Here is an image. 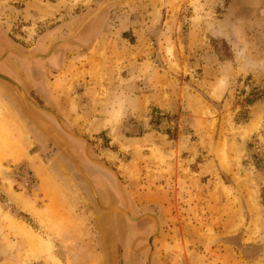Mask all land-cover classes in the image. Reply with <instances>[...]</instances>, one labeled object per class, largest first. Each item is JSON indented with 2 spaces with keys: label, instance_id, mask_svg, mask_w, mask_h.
<instances>
[{
  "label": "rangeland",
  "instance_id": "rangeland-1",
  "mask_svg": "<svg viewBox=\"0 0 264 264\" xmlns=\"http://www.w3.org/2000/svg\"><path fill=\"white\" fill-rule=\"evenodd\" d=\"M228 2L0 0V264H264V78L218 63L263 55L212 37Z\"/></svg>",
  "mask_w": 264,
  "mask_h": 264
},
{
  "label": "crops",
  "instance_id": "crops-1",
  "mask_svg": "<svg viewBox=\"0 0 264 264\" xmlns=\"http://www.w3.org/2000/svg\"><path fill=\"white\" fill-rule=\"evenodd\" d=\"M226 12L223 13L222 18H217L220 23L219 27L215 28L216 34H211L212 37H220L227 41L230 45L233 54L236 53L237 49H241L244 47L246 49H256L260 50L259 55H263V57H259L258 60L253 62V64L248 63L246 60L242 64L239 62L238 65L234 64L231 59L229 60H219L218 63L223 65H227L230 75L239 76L240 79L247 77V75H251L257 79L264 78V0H229L228 7L226 8ZM217 35V36H216ZM229 65V66H228ZM246 65V66H244ZM245 70H241L237 72L238 68ZM236 70V71H235ZM238 78V79H239ZM225 92L223 91V94ZM105 188H100L102 191ZM224 235V234H222ZM220 240H228V236H221ZM224 243H222V247L218 249L213 248L215 256H221L222 258H229L231 255L228 251L224 249ZM215 249V250H214ZM218 251V253H216ZM235 251V250H234ZM219 254V255H218ZM237 254V252H236ZM245 254V252H244ZM214 255L211 256V259L208 258L209 261H212ZM237 256V255H236ZM235 257V260L238 261L239 258ZM233 257V258H234ZM244 262L245 260L242 259ZM242 264V262L239 260ZM230 264L229 262H227ZM225 263V264H227ZM212 264V263H208ZM216 264H222L218 261ZM233 264V263H232Z\"/></svg>",
  "mask_w": 264,
  "mask_h": 264
},
{
  "label": "water",
  "instance_id": "water-1",
  "mask_svg": "<svg viewBox=\"0 0 264 264\" xmlns=\"http://www.w3.org/2000/svg\"><path fill=\"white\" fill-rule=\"evenodd\" d=\"M0 79H2L6 84H8L11 88H12V90H13V93H16V88L18 89V90H20L22 93H23V95H24V97H27L26 96V94L23 92V90H21V88L18 86V84L16 83V81L14 80V79H12V78H10V77H8L7 75H5L4 73H1L0 72ZM15 95H17V93L15 94ZM18 96V95H17ZM16 96V97H17ZM19 97V99H20V102L24 105V102H23V99H22V97H20V96H18ZM25 106V105H24ZM24 108V110H25V112H26V114L27 115H29V116H31V117H33V111L27 106V107H23ZM66 150H67V152L71 155V157L73 158V160L79 165V161L75 158V156L66 148ZM98 162L100 163V164H102L103 166H105L106 168H108L109 170H112L113 171V169L110 167V166H108L106 163H104L102 160H98ZM79 168H80V170H81V172L86 176V175H88L86 172H85V170L79 165ZM87 177V176H86ZM89 181V180H88ZM90 185H91V189L93 188V185L91 184V179H90ZM120 188V187H119ZM94 189V188H93ZM92 189V191L94 192V195H95V190H93ZM156 226L158 227V225L156 224ZM157 232L155 231L154 232V234H152V235H155ZM148 264H150L149 263V261H148Z\"/></svg>",
  "mask_w": 264,
  "mask_h": 264
},
{
  "label": "flooded vegetation",
  "instance_id": "flooded-vegetation-1",
  "mask_svg": "<svg viewBox=\"0 0 264 264\" xmlns=\"http://www.w3.org/2000/svg\"><path fill=\"white\" fill-rule=\"evenodd\" d=\"M102 194H107L106 196H108V199H111L112 201H117V197L115 195V192L113 191V189L111 188H105L103 189L102 191ZM111 237L108 236V239H110ZM112 239V238H111ZM110 264H113V255L111 256V259H110Z\"/></svg>",
  "mask_w": 264,
  "mask_h": 264
},
{
  "label": "bare ground",
  "instance_id": "bare-ground-1",
  "mask_svg": "<svg viewBox=\"0 0 264 264\" xmlns=\"http://www.w3.org/2000/svg\"><path fill=\"white\" fill-rule=\"evenodd\" d=\"M1 172L2 173H4V171H2V169H1ZM4 175H6V174H4ZM87 176V175H86ZM87 179L90 181V179H89V177L87 176ZM27 205V204H26ZM34 211H36V209L31 205V204H28ZM8 216H9V219H10V221H11V223L12 222H14V218L12 217V216H10L9 214H8ZM131 218V217H130ZM13 224V223H12ZM17 225V224H16ZM13 226H15L14 224H13ZM25 226V225H24ZM149 240L151 241V237L149 238ZM151 244V243H150ZM47 247V246H46ZM149 262H150V259H149Z\"/></svg>",
  "mask_w": 264,
  "mask_h": 264
},
{
  "label": "trees",
  "instance_id": "trees-1",
  "mask_svg": "<svg viewBox=\"0 0 264 264\" xmlns=\"http://www.w3.org/2000/svg\"><path fill=\"white\" fill-rule=\"evenodd\" d=\"M253 100H249V102L248 103H250V102H252ZM159 119V118H158ZM153 121H155V120H151V123H153L154 124V122Z\"/></svg>",
  "mask_w": 264,
  "mask_h": 264
}]
</instances>
